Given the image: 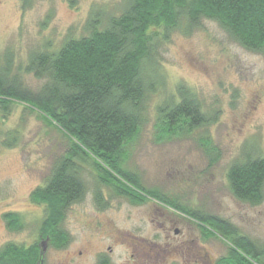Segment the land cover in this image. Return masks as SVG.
Instances as JSON below:
<instances>
[{
	"label": "rangeland",
	"instance_id": "374dc122",
	"mask_svg": "<svg viewBox=\"0 0 264 264\" xmlns=\"http://www.w3.org/2000/svg\"><path fill=\"white\" fill-rule=\"evenodd\" d=\"M124 2L0 0V67L8 61L10 78L19 76L18 88L37 92L43 81L24 71L30 55L54 53L66 40L87 36L85 28L93 15L105 26L108 18L121 14ZM152 59V79L158 83L146 96L147 122L127 149L125 169L145 190L188 213L227 223L264 255V199L257 206L242 203L232 196L227 181L233 164L264 158L263 57L241 48L216 22L204 19L191 28L181 23L159 36ZM179 87L190 92L209 123L159 142L158 111L177 100ZM0 129V248H27L37 242L46 216L45 206L32 201L31 194L45 184L53 162L66 150V140L39 113L18 103ZM10 134H17L16 144L5 148ZM80 176L84 197L68 207L60 223L72 247H105L108 236L128 234L166 248L159 264H187L176 248L185 239L192 240L189 248L199 249L202 256L188 264H210L227 252L221 238H202L187 215L149 199L141 205L128 203L100 185L88 165ZM5 215H16L21 228L12 231ZM175 228L181 234H174Z\"/></svg>",
	"mask_w": 264,
	"mask_h": 264
},
{
	"label": "trees",
	"instance_id": "16d2710c",
	"mask_svg": "<svg viewBox=\"0 0 264 264\" xmlns=\"http://www.w3.org/2000/svg\"><path fill=\"white\" fill-rule=\"evenodd\" d=\"M98 18L93 15L88 21L87 36L66 40L54 53L30 55L24 71L43 81L37 92L18 88L19 76L10 78L8 61L0 67V127L18 103L39 113L66 140V150L53 162L45 184L31 194L32 201L45 206L42 236L53 238L57 245L66 241L60 223L68 206L84 197L80 173L88 165L100 185L115 195L130 202H138L134 196L140 194L162 201L192 217L205 237L221 238L227 252L215 264H264V255L255 244L227 223L188 213L145 190L136 175L125 169L127 149L147 122L146 96L158 83L152 79V54L159 36L181 23L191 28L201 20H211L241 48L264 59V0H125L121 14L108 18L105 26ZM176 97L158 111L159 142L209 123L187 89L179 87ZM16 136L8 135L3 146L14 147ZM227 181L235 199L251 206L261 204L264 158L233 164ZM4 220L12 231L21 228L16 215H5ZM38 260L35 246L0 248V264H37Z\"/></svg>",
	"mask_w": 264,
	"mask_h": 264
},
{
	"label": "flooded vegetation",
	"instance_id": "af4514ba",
	"mask_svg": "<svg viewBox=\"0 0 264 264\" xmlns=\"http://www.w3.org/2000/svg\"><path fill=\"white\" fill-rule=\"evenodd\" d=\"M134 197L138 200L137 203H139V205L147 203V200L149 199L156 201V203L163 207H168L169 209L180 213L162 201L152 199L147 195L140 194L139 197L136 195ZM123 199L130 203V199ZM94 200L95 203L98 204L97 207L102 206L98 196H96V199ZM97 209L98 211L103 210L100 208ZM182 215L184 214L182 213ZM185 217L194 222L189 215ZM171 227H173V225H171ZM171 227L170 229H172ZM173 233L177 235L181 234L178 228H175ZM199 233L202 238H206L203 231L199 230ZM63 235L65 236L66 241L62 245H57L53 242V238L51 239V237L42 236V232L39 231L37 242L32 245L36 247L38 252L39 260L37 264H159L162 261V257L164 258V255H166V248L161 249L158 244L148 243L146 240H140L139 238L128 234L123 237L108 236L106 239H108L109 244L105 247L100 246L99 248H91L90 245H88L87 248L72 247V245H70L71 242L69 241L70 237L64 232ZM192 242V240L185 239L176 247L181 250V256L185 257V259L187 258V264L191 259L194 262L202 259L201 251L199 249L194 247H192L193 249L189 248V245L193 246V244H191ZM69 247H71V250L66 251ZM225 255H222L221 257ZM58 257L60 258L57 259ZM221 257L217 258L210 264H215ZM204 258H206V256ZM185 259L183 258V260ZM116 260H119V262L117 263Z\"/></svg>",
	"mask_w": 264,
	"mask_h": 264
}]
</instances>
